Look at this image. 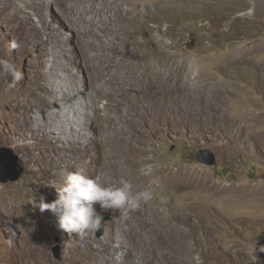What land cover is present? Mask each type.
<instances>
[{"label": "rangeland", "instance_id": "rangeland-1", "mask_svg": "<svg viewBox=\"0 0 264 264\" xmlns=\"http://www.w3.org/2000/svg\"><path fill=\"white\" fill-rule=\"evenodd\" d=\"M108 1L0 0V61L22 73L0 65V148L22 168L0 182V264H251L256 249L264 264V0H137L149 12L112 34ZM111 37L136 43V73L159 72L161 86L178 75L185 97L106 96ZM202 149L213 166L196 162ZM62 166L153 199L127 217L95 205L101 229L78 237L30 203L57 198Z\"/></svg>", "mask_w": 264, "mask_h": 264}, {"label": "clouds", "instance_id": "clouds-1", "mask_svg": "<svg viewBox=\"0 0 264 264\" xmlns=\"http://www.w3.org/2000/svg\"><path fill=\"white\" fill-rule=\"evenodd\" d=\"M166 27L165 25L160 31L152 33L154 42L171 43L161 35ZM13 47L17 45L14 44ZM0 65L10 73L13 81L22 79V73L18 72L10 62L0 61ZM141 172L147 174L145 169H141ZM59 176L62 179V186L49 184L57 192V198L53 202H44L43 199L37 202L33 199L30 203L34 209L38 208L41 212L50 211L57 217L58 227L61 230L74 233L78 237H84L90 231L101 229L103 217L97 212L95 205L98 204L105 211H118L127 217L131 212L139 209L142 203L151 201L154 196L150 186L134 192L132 181L123 177L116 184H108L102 182L100 177L69 171L66 166L60 167ZM259 251L264 252V247ZM256 252L257 249L248 253L251 264H260Z\"/></svg>", "mask_w": 264, "mask_h": 264}, {"label": "bare ground", "instance_id": "bare-ground-1", "mask_svg": "<svg viewBox=\"0 0 264 264\" xmlns=\"http://www.w3.org/2000/svg\"><path fill=\"white\" fill-rule=\"evenodd\" d=\"M104 3V1H102ZM101 3V2H99ZM107 10H109L110 8H112L113 6L117 7V11H116V16H111L110 14H106V21H105V28L106 31L109 34H112L113 32H115L118 29L121 28H125L128 29L129 26H132L133 24H135L137 22V19L139 17H141L142 15H145L146 13L149 12L150 8L148 7V5H146L145 3H138L137 0L135 2H132L130 0H109L107 4ZM123 5H126V7H123ZM169 5V4H168ZM171 5V4H170ZM102 6V5H101ZM102 26V25H101ZM144 31L146 33H150L151 31L154 30V26L152 25H147L146 27H143ZM158 28V27H157ZM156 28V29H157ZM100 29V28H99ZM128 31V30H127ZM156 32V30H154ZM154 39V38H153ZM172 38L168 39V41H171ZM174 39V38H173ZM112 41V44H107L104 43V53H103V57H101L98 61V66H99V78L104 80V81H113L116 84V88H114L113 90H108L106 92V96L108 97H115L117 95H125L128 94L130 91H138L140 94L146 96L147 98H149L150 100H155L154 98L159 94V95H165V92L167 93L168 90L170 91V93L173 91L175 94H177L180 90L182 91L183 89H180L178 91L177 85H176V81L178 79V75L173 76L170 78H174L172 79L171 85L168 86L169 84H164L161 86L160 83H158L160 81V77H159V72L156 74L155 72H152L150 70H145L143 71V74L146 73L148 76L144 77L142 73H136L135 72V68L134 66H136V64H134L131 60H129L128 58L131 57L133 60H135V56L133 54V48L134 45L136 44L135 42H132L131 46L129 43V50H127V47H123L122 50H118L117 46H116V42L115 39L113 37H111L110 39ZM122 43V42H121ZM127 43V42H126ZM118 44V43H117ZM121 45V44H120ZM128 46V45H126ZM103 50V49H102ZM245 50V49H244ZM239 51V50H238ZM246 51V50H245ZM243 54H241L243 57H245L247 55V59L249 54L247 53V51ZM102 52V51H101ZM177 52V51H176ZM179 52V51H178ZM235 52V51H234ZM253 52V51H252ZM249 52V53H252ZM257 52V51H256ZM238 53V52H237ZM236 53V54H237ZM240 53V52H239ZM181 54V53H180ZM184 54V53H183ZM232 54V53H231ZM100 55V53H99ZM177 55V54H176ZM238 55V54H237ZM236 55V56H237ZM239 55V56H241ZM234 56V55H233ZM98 57V56H96ZM170 59L168 64L172 65L173 63H175L174 55H170ZM130 58V59H131ZM98 59V58H97ZM242 59V58H240ZM246 59V58H245ZM227 60V59H226ZM180 64L182 63L181 60H179ZM178 62V63H179ZM137 63V62H136ZM146 63V62H145ZM166 63V62H165ZM148 64V63H147ZM151 64V63H149ZM158 64V63H157ZM133 67H132V66ZM138 65V64H137ZM153 65V64H151ZM160 66V65H158ZM139 67V66H138ZM146 67V66H145ZM176 67V66H175ZM164 68V67H163ZM196 68V67H195ZM198 68V67H197ZM140 70V69H138ZM137 70V72H138ZM164 70V69H163ZM168 70V69H167ZM172 71V70H171ZM177 71V70H176ZM157 72V71H156ZM168 72V71H166ZM162 73V72H161ZM165 73V72H164ZM171 73V72H169ZM179 73V72H178ZM197 73V72H196ZM200 73V72H198ZM172 74V73H171ZM176 74V73H174ZM181 75V74H179ZM185 75V74H184ZM168 76V75H167ZM194 76V75H193ZM134 78H137L136 82H137V86L133 84L132 81L134 80ZM180 78V77H179ZM183 78V77H182ZM201 78V77H199ZM196 79V78H195ZM159 80V81H158ZM168 80V78H167ZM187 81V80H186ZM170 82V80L168 81V83ZM197 82V81H196ZM199 82V81H198ZM167 83V82H166ZM178 83V81H177ZM185 84V82H184ZM160 86V87H159ZM189 86V84H188ZM168 89H167V88ZM180 87V86H179ZM184 87V86H183ZM187 88V87H186ZM200 89V88H199ZM186 90V89H185ZM180 91V96L182 95L183 97H185V93L182 94ZM200 91V90H199ZM198 91V92H199ZM188 93V92H187ZM174 94V95H175ZM173 95V96H174ZM176 96V95H175ZM187 96V95H186ZM190 96V95H189ZM177 97V96H176ZM166 98V97H165ZM180 98V97H179ZM189 98V97H188ZM191 98V97H190ZM189 98V99H190ZM175 99V98H174ZM192 99V98H191ZM149 100V101H150ZM159 100V99H158ZM161 100V99H160ZM162 101V100H161ZM170 101H172L170 99ZM177 101V100H176ZM179 101V100H178ZM203 102V100H201ZM156 102V101H155ZM154 102V103H155ZM160 102V101H159ZM158 102V103H159ZM169 102V101H168ZM166 101V103H168ZM182 102V101H181ZM180 102V103H181ZM186 102V101H185ZM189 102V101H187ZM207 102V101H206ZM147 103V102H146ZM161 103V102H160ZM165 103V102H164ZM174 103V102H172ZM194 103V102H193ZM200 103V102H199ZM186 104V103H184ZM190 104V103H188ZM187 104V106H189ZM201 104V103H200ZM147 105V104H146ZM145 105V106H146ZM149 105V104H148ZM154 105L153 103L151 104V106ZM164 105V104H162ZM166 105V104H165ZM169 105V104H168ZM180 105V104H179ZM182 105V104H181ZM194 105V104H193ZM202 105V104H201ZM143 106V105H142ZM156 106V105H155ZM171 106V105H169ZM174 106V105H173ZM178 106V105H176ZM184 106V105H183ZM186 106V105H185ZM149 107V106H147ZM168 107V106H167ZM170 108V107H169ZM168 108V109H169ZM176 108V107H175ZM146 109V108H144ZM148 109V108H147ZM179 109V108H178ZM183 109V108H182ZM143 110V108H142ZM171 110V109H169ZM176 110V109H175ZM137 174V173H136ZM190 174V173H189ZM135 176V175H134ZM138 176V175H137ZM185 176V175H184ZM183 177V176H182ZM138 179V178H137ZM180 179V178H179ZM178 179V181H179ZM190 179V177H189ZM187 182H188V177H187ZM136 184V183H135ZM186 184V183H185ZM139 191V190H138Z\"/></svg>", "mask_w": 264, "mask_h": 264}, {"label": "water", "instance_id": "water-1", "mask_svg": "<svg viewBox=\"0 0 264 264\" xmlns=\"http://www.w3.org/2000/svg\"><path fill=\"white\" fill-rule=\"evenodd\" d=\"M15 159L16 158L13 156L10 150L0 148V182L16 180L18 178V174L22 173L21 167L18 169V172L15 170ZM195 160L196 162L207 166H213L216 163L215 155L209 150L205 149L199 150L197 152L195 155ZM3 164H9V169H3Z\"/></svg>", "mask_w": 264, "mask_h": 264}]
</instances>
